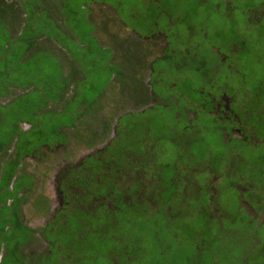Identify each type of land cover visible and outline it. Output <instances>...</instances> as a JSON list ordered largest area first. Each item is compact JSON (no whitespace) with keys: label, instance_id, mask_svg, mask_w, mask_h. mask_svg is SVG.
I'll list each match as a JSON object with an SVG mask.
<instances>
[{"label":"trees","instance_id":"trees-1","mask_svg":"<svg viewBox=\"0 0 264 264\" xmlns=\"http://www.w3.org/2000/svg\"><path fill=\"white\" fill-rule=\"evenodd\" d=\"M186 1L145 0L143 7L126 3L127 11L120 9L136 20V29L163 32L168 48L175 49L173 55L163 52L160 57L159 80L163 88L172 84V91L181 90L174 95L180 102L176 108L138 111L145 116L139 122L118 116L117 135L104 144L103 152L88 155L63 174L58 186L68 206L43 229L52 253L45 264H264V220L258 221L245 206L258 214L264 210V153H243L242 143L233 145L235 140L225 143L219 133L222 115L209 111L221 92L232 97L230 107L236 103L234 95L247 92L263 110L247 119L263 149L264 37L246 29L261 20L262 0H213L203 8L190 1L183 10ZM78 10L71 2L59 8L54 0H0V98L14 94L9 103L0 101V264H27L19 250L34 229L22 223L17 193L33 177L27 172L16 175V169L25 155L46 143L45 122L51 119L45 115L41 120L40 115L49 107L38 106L63 101L67 85L57 92L48 85L50 69L62 72L66 81L77 73L69 56L80 51L81 40L68 36L64 27L76 36L81 19L75 28L68 25ZM83 10L86 16L91 12L86 5ZM196 16L208 24L196 23ZM196 47L199 51L188 53ZM39 79L48 99L33 92ZM84 100L93 106L92 99L81 97L76 111L53 117L52 131H75L85 122L81 119L91 108L83 110ZM166 100L170 105L172 97ZM156 114L160 117L152 126L148 119L154 122ZM24 120L31 126L21 131L18 124ZM86 132L74 135L80 139ZM230 174L233 179L224 183V175Z\"/></svg>","mask_w":264,"mask_h":264},{"label":"rangeland","instance_id":"rangeland-1","mask_svg":"<svg viewBox=\"0 0 264 264\" xmlns=\"http://www.w3.org/2000/svg\"><path fill=\"white\" fill-rule=\"evenodd\" d=\"M77 1L79 3L81 2V8L79 10ZM77 1L54 0L59 8L62 6L65 7L66 4L71 2V5L78 10L76 12V18L70 21L71 24L68 25V27L75 28L78 22L77 18L81 19L80 24L76 28V36L63 26L68 36L74 40L76 38L81 40V42L77 41L81 45H76L78 47L77 49L81 48L77 53L78 57L77 54L74 58L71 57L73 54L69 56L71 58L70 61L73 62V65L77 68V73L66 81V76L63 77L64 74L62 72H59L58 75L54 68L50 69L52 78L47 81L48 85H52L56 92L59 91V86L61 88L65 84L67 85L66 90L63 92V101H58L57 99L52 102V100H50L46 103V106H43V104L42 106H38L49 107L48 110H44L42 115H40L41 120H44L45 115L51 119L48 123L45 122L47 128L45 129L43 141L46 143H43V145L35 149V152L32 154L25 155L16 169V175L25 174L27 172L33 177V181L30 182V185L25 186V188H22L17 193V196L21 199L20 217L22 223L34 229L32 239L19 250L21 259L25 260L27 264H45L47 257L52 255L49 250L51 243L49 239L45 237L43 229L48 223H54V219L57 217L60 210L68 206V204L63 201L64 193L62 194V190L58 186L60 178L64 176L66 172L77 168L82 159L86 158L88 155L99 150L103 152L104 144H109L110 140L117 135L115 132V123L116 120H118V116L123 115L122 117L128 122H139L145 116L144 113L142 114L138 111L162 110L166 107L168 109L172 107L176 108V101L180 102V96H174L180 89L172 91V84H168L163 88L161 85V81L163 83V80H159V75L162 73L161 71L163 69V59L157 58L161 56L164 48H166L164 54L173 55L175 51L171 47L167 48L169 45L165 43L164 33L155 30L150 37L147 38V32L142 33L139 31L140 29H136L140 27L136 20L126 18L125 12L120 10L123 8L127 11L126 3H133L136 4L135 6L143 7L144 3L142 1L145 0H105V2H98L99 0H85V2H82L83 0ZM190 1L192 2V6L197 5L203 8L204 5L218 0H187L185 5H182L183 10L190 7ZM85 5L87 8L90 7L91 10L87 16L86 10H83ZM260 5L259 14L262 15L261 20L252 22L246 29L252 30L255 36L261 33L264 37V0L260 2ZM236 11H239V15H241L242 18L245 16L244 11L240 9H236ZM66 16L67 14L64 13L62 17ZM194 21L204 26L208 24L201 21L200 16H196ZM90 22L91 25L87 26ZM262 24L263 27L261 26ZM89 29L93 30V38ZM137 32L142 34L141 36L145 35L146 37H143L141 40L136 36V34H138ZM82 40H84V43ZM199 49L197 47L189 49L188 53L194 54L199 51ZM55 51H57V48ZM108 55H110L109 59ZM86 56V59H90L89 62L85 61ZM69 65L68 63L65 67ZM119 67L122 68L121 73ZM155 68L158 70L157 72L151 71V69L155 70ZM44 73H47V69H45ZM44 73L42 74L44 75ZM172 73L173 72H171V74ZM16 75L19 77L22 76V73L17 72ZM68 75L69 74H67V76ZM169 76L171 75L169 74ZM181 78L182 74H177V79ZM39 81L40 79L37 80L35 84L38 85ZM38 86V89H32L34 94L37 97L41 95L44 99H48L44 94L45 89L42 84ZM14 91L20 93L22 89L14 88ZM9 94L6 97L1 96L0 101L2 104L10 102L14 94ZM169 96H173L170 105L166 103L168 102L166 98ZM37 97L34 98V101L41 104V100ZM57 97L56 94V96L52 98L54 99ZM81 97H89V99L93 101V106L90 107L88 106V100H84L87 103V108L83 110H89L91 108L88 114H84L81 119V121L84 120L85 122L76 127L75 131L68 127H61L59 132L52 131V125L50 123L55 124L53 117L61 116L63 118L62 111H76L80 105L79 99ZM225 100L224 98L223 101ZM66 102H69V104L65 106L64 104ZM61 107L64 108L59 111ZM35 108H37V106H35ZM178 109L180 110V108ZM1 110L11 111L7 108H1ZM131 111H134V113L130 114L132 113ZM221 111L225 117H229L227 113L229 110ZM186 113L188 116H193L192 111H186ZM159 117L160 114H156L154 122L153 117H150V119H148L149 124L152 126L157 125ZM30 126V123L25 120L20 121L18 124L21 131L30 128ZM237 126V124L231 125L232 128ZM80 130H89V132H86L85 136L78 139L75 137L76 135H74V133ZM58 139L59 141L67 140V142L63 145L51 143ZM90 139L92 142L87 144V140ZM14 142L15 140H13L12 144ZM261 147L262 146L253 148V146L242 144L241 150L243 153L248 152L252 155L258 152L263 154L264 147L263 149ZM7 154L11 155L9 152ZM230 179H233L231 174L227 176L224 175L222 181L227 183ZM212 181H216L215 175L212 176ZM220 181L221 179L219 178V182ZM7 203H10V199L7 200ZM245 206L251 215L255 216L258 221L261 222L264 220V210L258 214L252 210L249 204L245 203Z\"/></svg>","mask_w":264,"mask_h":264},{"label":"flooded vegetation","instance_id":"flooded-vegetation-1","mask_svg":"<svg viewBox=\"0 0 264 264\" xmlns=\"http://www.w3.org/2000/svg\"><path fill=\"white\" fill-rule=\"evenodd\" d=\"M150 35L151 34H147V38H149ZM136 36L140 38L141 40L143 39V37H146L145 35L141 36L139 34H136ZM165 50L166 48H164V50L162 51L164 52ZM163 52L161 53V56ZM233 97L236 98V101H235L236 103L234 104V107H230L232 97L225 92H221L218 100L215 103V106L209 109V111H212L213 114L220 113L222 115L220 120L224 123L219 128V133L221 134V138L225 143H230L233 140H235L236 143L233 145H236L237 143H242L248 146H253L255 148H258L259 146H261L262 142H259L255 138L257 133H255V131L249 126V122L247 121V119H248L249 113L251 114L253 112L255 113V115H259L260 111H263V110L258 109V105L255 104V101L250 98L247 92L237 93ZM224 98L226 99L225 101H223ZM221 110H229L227 111V113L229 114L228 115L229 117L228 118L225 117V115L222 113ZM237 110H240V111H237ZM186 111H193V110L186 109ZM252 122H254V120ZM232 124H237L238 126L235 128H232L231 127ZM260 126H262V124ZM15 177L16 176H14V178ZM2 246L3 245L0 246V257H1V249L3 248Z\"/></svg>","mask_w":264,"mask_h":264}]
</instances>
